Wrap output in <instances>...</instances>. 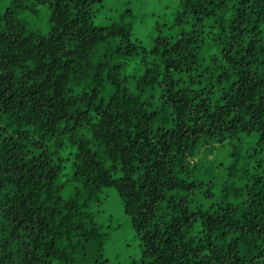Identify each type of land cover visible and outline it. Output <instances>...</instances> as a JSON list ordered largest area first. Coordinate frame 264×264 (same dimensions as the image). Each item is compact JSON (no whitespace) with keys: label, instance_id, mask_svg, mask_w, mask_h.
<instances>
[{"label":"trees","instance_id":"16d2710c","mask_svg":"<svg viewBox=\"0 0 264 264\" xmlns=\"http://www.w3.org/2000/svg\"><path fill=\"white\" fill-rule=\"evenodd\" d=\"M104 2L0 0V264H103L108 187L127 264H264V0H177L146 43Z\"/></svg>","mask_w":264,"mask_h":264},{"label":"rangeland","instance_id":"374dc122","mask_svg":"<svg viewBox=\"0 0 264 264\" xmlns=\"http://www.w3.org/2000/svg\"><path fill=\"white\" fill-rule=\"evenodd\" d=\"M177 6V0H106L99 8L94 21L97 24L115 21L122 12L132 9L139 19L141 18L140 27L135 26L134 34L146 43L148 38L156 33L153 27L175 14ZM240 140H242L244 151L254 147L257 142V139L252 136L242 135L237 140L215 143L211 148V158L227 161L225 158L231 153L233 145L240 143ZM201 156L203 157V154ZM194 161H197L196 158ZM69 172L66 168L65 175ZM214 179L216 181L214 191L217 193L221 189L222 177H214ZM68 194L69 192L65 191L64 196L67 197ZM92 211L96 222L110 233L105 250L98 261L103 264H127L132 259L139 258L140 241L130 218L124 213L122 199L114 187L103 189L98 202L92 206Z\"/></svg>","mask_w":264,"mask_h":264}]
</instances>
